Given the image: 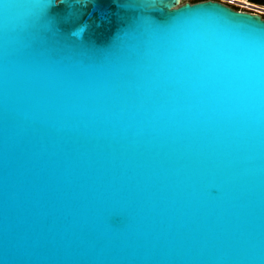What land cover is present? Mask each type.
I'll list each match as a JSON object with an SVG mask.
<instances>
[{"label":"water","instance_id":"95a60500","mask_svg":"<svg viewBox=\"0 0 264 264\" xmlns=\"http://www.w3.org/2000/svg\"><path fill=\"white\" fill-rule=\"evenodd\" d=\"M0 264H264V18L0 0Z\"/></svg>","mask_w":264,"mask_h":264},{"label":"built area","instance_id":"2783aa9c","mask_svg":"<svg viewBox=\"0 0 264 264\" xmlns=\"http://www.w3.org/2000/svg\"><path fill=\"white\" fill-rule=\"evenodd\" d=\"M226 3L233 5V6H237L238 8L241 9H248V10H252V11H258V12H262L264 13V6L260 5V4H256L253 2L248 1L250 4H248L247 2H243V0L237 1V0H223Z\"/></svg>","mask_w":264,"mask_h":264},{"label":"flooded vegetation","instance_id":"af4514ba","mask_svg":"<svg viewBox=\"0 0 264 264\" xmlns=\"http://www.w3.org/2000/svg\"><path fill=\"white\" fill-rule=\"evenodd\" d=\"M193 1L194 0H192L190 2H193ZM216 1H219V2H221V3H223V4L227 5V6H230L231 8H233L235 10H242V11H246V12L255 13V14L260 15L262 18H264V13H262V12L252 11V10H248V9H241V8H238L237 6H233V5L228 4V3H226L223 0H216ZM237 1H240V0H237ZM248 1L253 2V3H256V4H260V5H263L264 6V0H248Z\"/></svg>","mask_w":264,"mask_h":264},{"label":"rangeland","instance_id":"374dc122","mask_svg":"<svg viewBox=\"0 0 264 264\" xmlns=\"http://www.w3.org/2000/svg\"><path fill=\"white\" fill-rule=\"evenodd\" d=\"M183 1H186V0H180V2H183ZM187 1H192V0H187Z\"/></svg>","mask_w":264,"mask_h":264},{"label":"bare ground","instance_id":"6f19581e","mask_svg":"<svg viewBox=\"0 0 264 264\" xmlns=\"http://www.w3.org/2000/svg\"><path fill=\"white\" fill-rule=\"evenodd\" d=\"M180 1V0H179ZM243 2H247L248 4H250L248 1H246V0H243Z\"/></svg>","mask_w":264,"mask_h":264},{"label":"trees","instance_id":"16d2710c","mask_svg":"<svg viewBox=\"0 0 264 264\" xmlns=\"http://www.w3.org/2000/svg\"><path fill=\"white\" fill-rule=\"evenodd\" d=\"M194 1H196V0H194Z\"/></svg>","mask_w":264,"mask_h":264}]
</instances>
